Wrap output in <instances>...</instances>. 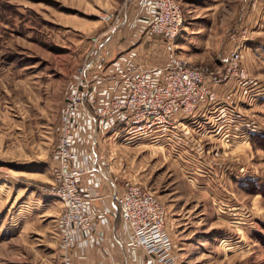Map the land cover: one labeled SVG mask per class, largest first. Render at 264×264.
Here are the masks:
<instances>
[{"label":"rangeland","instance_id":"rangeland-1","mask_svg":"<svg viewBox=\"0 0 264 264\" xmlns=\"http://www.w3.org/2000/svg\"><path fill=\"white\" fill-rule=\"evenodd\" d=\"M123 1L0 0V264H60V203L48 194L58 112L90 37L108 28L100 17ZM178 2V55L220 73L241 44L244 66L264 86V0ZM125 32L114 33L115 52L127 47ZM249 116L261 133L213 148L212 177L187 176L148 142L99 145L120 181L137 180L163 201L179 264H264V100Z\"/></svg>","mask_w":264,"mask_h":264},{"label":"built area","instance_id":"built-area-1","mask_svg":"<svg viewBox=\"0 0 264 264\" xmlns=\"http://www.w3.org/2000/svg\"><path fill=\"white\" fill-rule=\"evenodd\" d=\"M100 19L108 28L90 37L66 82L50 156L60 264H86L89 251L100 256L95 264H179L163 201L137 180L120 181L99 145L106 137L148 142L187 176L212 177V138L234 143L261 133L249 114L264 86L244 66L241 44L220 73L178 55V0H124ZM122 29L128 45L115 52L110 42Z\"/></svg>","mask_w":264,"mask_h":264},{"label":"crops","instance_id":"crops-1","mask_svg":"<svg viewBox=\"0 0 264 264\" xmlns=\"http://www.w3.org/2000/svg\"><path fill=\"white\" fill-rule=\"evenodd\" d=\"M211 140L214 141L213 146L217 147V149L220 150V151H221V149L222 150L223 149H226V148L229 149L230 146H232V144H233L231 142L226 143V142L220 140V138H218V137L217 138L216 137L215 138H212ZM205 145H207V147L210 146V144H208V139H206ZM89 252H90L89 253V258H88V261L86 262V264H95V262H97V260L100 258V256L97 255L93 251H89ZM114 253H115V255H116L117 258H119L121 256L120 253H119V251H118V249H114Z\"/></svg>","mask_w":264,"mask_h":264},{"label":"trees","instance_id":"trees-1","mask_svg":"<svg viewBox=\"0 0 264 264\" xmlns=\"http://www.w3.org/2000/svg\"><path fill=\"white\" fill-rule=\"evenodd\" d=\"M252 137V139L254 138V137H257V135H253V136H251Z\"/></svg>","mask_w":264,"mask_h":264}]
</instances>
